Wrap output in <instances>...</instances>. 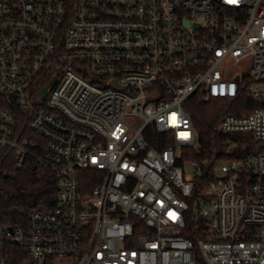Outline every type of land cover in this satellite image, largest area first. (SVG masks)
Segmentation results:
<instances>
[{
	"label": "built area",
	"instance_id": "obj_1",
	"mask_svg": "<svg viewBox=\"0 0 264 264\" xmlns=\"http://www.w3.org/2000/svg\"><path fill=\"white\" fill-rule=\"evenodd\" d=\"M241 88L259 106L218 131L246 145L191 159L189 102ZM10 165L55 194L0 210V264H264V0H0Z\"/></svg>",
	"mask_w": 264,
	"mask_h": 264
},
{
	"label": "trees",
	"instance_id": "obj_2",
	"mask_svg": "<svg viewBox=\"0 0 264 264\" xmlns=\"http://www.w3.org/2000/svg\"><path fill=\"white\" fill-rule=\"evenodd\" d=\"M258 106L242 88L235 98H213L208 103L192 99L187 112L197 132L199 149L192 152L191 159L211 167L222 157L217 153L219 145L246 138L243 134H221L218 131L221 118L226 114L241 116ZM244 145L238 142L232 147L238 150ZM54 194V177L47 172L30 168L17 171L11 165L0 169L1 219L10 226L25 224L33 212L49 208L54 203ZM20 261L18 256L13 263Z\"/></svg>",
	"mask_w": 264,
	"mask_h": 264
},
{
	"label": "rangeland",
	"instance_id": "obj_3",
	"mask_svg": "<svg viewBox=\"0 0 264 264\" xmlns=\"http://www.w3.org/2000/svg\"><path fill=\"white\" fill-rule=\"evenodd\" d=\"M250 144L254 146V143L252 141H250ZM242 148V147H241ZM240 148V149H241ZM239 150V149H238ZM185 170L186 172H191L192 171V168L190 167L189 164H185ZM218 172V171H217Z\"/></svg>",
	"mask_w": 264,
	"mask_h": 264
},
{
	"label": "water",
	"instance_id": "obj_4",
	"mask_svg": "<svg viewBox=\"0 0 264 264\" xmlns=\"http://www.w3.org/2000/svg\"><path fill=\"white\" fill-rule=\"evenodd\" d=\"M45 94H46V88H44L43 91H42V97H41V99L44 98ZM206 170L207 169L205 168L204 171H203V173H202V176L205 174Z\"/></svg>",
	"mask_w": 264,
	"mask_h": 264
},
{
	"label": "snow or ice",
	"instance_id": "obj_5",
	"mask_svg": "<svg viewBox=\"0 0 264 264\" xmlns=\"http://www.w3.org/2000/svg\"><path fill=\"white\" fill-rule=\"evenodd\" d=\"M183 135V134H182Z\"/></svg>",
	"mask_w": 264,
	"mask_h": 264
}]
</instances>
